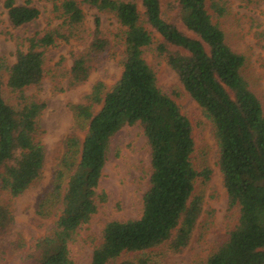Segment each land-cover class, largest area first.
Here are the masks:
<instances>
[{"label": "trees", "instance_id": "trees-1", "mask_svg": "<svg viewBox=\"0 0 264 264\" xmlns=\"http://www.w3.org/2000/svg\"><path fill=\"white\" fill-rule=\"evenodd\" d=\"M81 1L98 12L112 13L123 28L121 73L108 89L96 81L83 102L68 104L74 130L83 137L72 131L64 141L53 193L40 198L35 210L39 217L49 216L47 206L66 175L53 228L22 253L20 264H72L69 244L96 213L98 204L106 200V194L98 191V181L110 139L124 126L135 124L142 128L150 157L141 215L107 222L89 264H109L138 254L141 257L124 258L118 264H148L145 251L167 244L177 253L189 244L202 209V197L195 193L194 185L198 179L207 180L210 171L193 166L190 121L160 90L142 57L143 50L151 46L211 123L228 209L237 210L236 223L202 264H264V110L241 75L244 57L230 48L208 12L224 16L226 1L174 0L170 10H176L190 34L163 17L160 0H138L142 13L129 1ZM2 5L15 29L39 16L28 0L23 4L3 0ZM53 9L60 23L41 35L27 37L25 48L15 50L14 61L3 65L7 78L5 82L0 79V190L10 198L21 195L40 177L45 160L37 129L45 103L27 98L24 89L42 81L48 48L56 41L80 39L87 31L78 0H62ZM152 31L159 35L158 41ZM109 46L95 15L85 49L71 55L70 87L87 81ZM4 86L13 95L14 105L4 100ZM12 222L9 207L0 203V239ZM23 249L24 242L17 237L0 254Z\"/></svg>", "mask_w": 264, "mask_h": 264}, {"label": "rangeland", "instance_id": "rangeland-1", "mask_svg": "<svg viewBox=\"0 0 264 264\" xmlns=\"http://www.w3.org/2000/svg\"><path fill=\"white\" fill-rule=\"evenodd\" d=\"M28 1L38 9L39 16L33 22L15 29L8 23L3 0H0V79L3 82L7 78L3 65L8 66L14 61L15 50L25 48V39L36 33L41 35L60 23L58 13L53 8L62 0ZM123 1L136 3L142 13L138 0ZM225 1L227 11L224 16L217 17L212 11L208 12L212 22L223 31L230 48L244 57L241 75L258 97L264 110V0ZM14 2L23 4L25 0ZM78 2L84 14L86 33L80 39L56 41L54 46L48 48L45 52L42 81L36 86L24 89L27 98L45 103L37 121L45 160L40 177L21 195L10 198L6 192L0 190V203L7 205L13 215L12 224L0 239V251L17 237L22 238L24 242L22 251L8 255L0 254V264H20L22 253L31 248L38 236L49 233L53 228L58 213L57 203L65 187L66 175L60 181L59 192L55 193V197L47 206L49 216L39 217L35 210L40 198L53 193L67 136L75 131L80 138L83 137L82 133L74 130L68 104L83 102L96 81L103 82L108 89L120 77L123 28L112 13L98 12L81 0ZM173 2L174 0H160L163 17L167 21H175L181 31L190 34L180 23L176 10H170ZM95 15L99 17L102 35L110 43L109 49L106 56L95 64L86 82L70 87L68 69L71 65V55L85 49ZM152 35L154 41L159 40L157 33L152 31ZM142 57L153 70L160 90L175 102L190 121L195 143L193 166L199 171H210L207 180L198 179L194 185L195 193L202 197V209L187 247L174 253L168 249L167 244H163L145 251L144 256L147 257L148 264H202L236 223L237 210L228 209L217 165L218 152L211 123L184 91L175 72L156 54L153 46L145 48ZM3 98L8 104H15L13 95L8 93L5 86ZM149 161V147L138 124L124 126L110 139L106 161L98 181V191L106 194V200L98 204L96 213L86 224L80 226L74 241L69 244L72 264H89L92 251L101 242L102 230L107 222L139 218L142 196L149 185ZM141 255H125L109 264H118L124 258L135 259Z\"/></svg>", "mask_w": 264, "mask_h": 264}]
</instances>
